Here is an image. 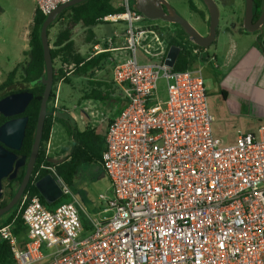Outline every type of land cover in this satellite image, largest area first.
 Segmentation results:
<instances>
[{
	"label": "built area",
	"instance_id": "2783aa9c",
	"mask_svg": "<svg viewBox=\"0 0 264 264\" xmlns=\"http://www.w3.org/2000/svg\"><path fill=\"white\" fill-rule=\"evenodd\" d=\"M34 1L48 16L69 0ZM129 1L124 13L107 18L127 24L129 53L113 70L125 105L108 126L101 159L111 195L100 200L109 216L86 212L85 234L74 199L51 210L25 192L0 238L10 243L15 264H264V126L234 143L216 137L201 70L177 71L165 59L140 63L145 31L135 23L145 17ZM104 52L95 47L91 58ZM45 147L34 183L48 172L73 197L51 163L50 139ZM19 216L24 244L12 233Z\"/></svg>",
	"mask_w": 264,
	"mask_h": 264
},
{
	"label": "crops",
	"instance_id": "0c3cea01",
	"mask_svg": "<svg viewBox=\"0 0 264 264\" xmlns=\"http://www.w3.org/2000/svg\"><path fill=\"white\" fill-rule=\"evenodd\" d=\"M33 2L35 4L34 14L32 15L33 19L29 21L28 26L22 34L24 41H29L27 40L29 36L28 33L31 32L29 29L34 23V15L37 6L34 0ZM189 2L193 3L200 11L204 12L201 7L203 4L200 0H189ZM2 12L3 10L0 7V13ZM207 14L208 13H205V19H203L200 15L199 16L204 21L206 20L208 22L209 15ZM152 21L153 23L151 25L157 27L158 30L152 29L145 31L143 39L146 40L147 35L156 37V41H158L160 45H163V47L160 52L155 54V56L158 57L159 60H166L169 50H166L167 47L165 42L172 38H176L179 41H187V38L181 37L182 35L178 33L177 27L174 24V26L170 27V25L158 23L162 20ZM111 23L116 22L107 21L105 24ZM101 25L103 24L92 27L94 37L90 41H92L93 44V41L98 43L97 45H94V48H100V41L102 40L110 41V44H105L106 46L103 50L106 52L104 53H109L110 59H117V63L126 59L129 55L128 51L125 49L127 31L126 25H122L123 27L121 28H115V30L112 31V34L111 29L109 31L100 29L102 31L98 34L96 30ZM242 28L244 27L242 26ZM82 31L84 32L87 30L82 29ZM234 31L237 33V39L216 41L218 38L217 34L212 47L203 49L194 46V50L200 48L201 52L196 55L201 56L200 60H202L205 67L209 68L211 72L210 75H212L213 79L219 84L216 90L219 103L216 111L214 110V113L211 112L215 118L213 130L216 137L227 143H234L241 133L256 134L258 130L264 126V27L261 32L251 33L253 34V37L245 35L243 31H241V26L238 24H235ZM73 41L75 42V46H77L75 37H73ZM78 52L81 53L80 50ZM121 56L122 59H120ZM90 58L91 57H88V59ZM192 70H201L203 74L202 68L197 67ZM92 89L94 88L84 89V99H78V97L70 96L68 101L64 100L63 103L59 102L60 106L57 111H60V113L64 115L63 121H65V124L56 123L52 129L50 137L51 163L54 166H58L71 159L74 139L68 133L67 127L77 128L82 133L86 131H93L97 136L105 139L110 122L119 116L125 105L124 100L122 99V90L116 84H113L112 86L110 85L109 87L103 86L98 88L104 91L109 90L110 96L106 101L87 99L86 95L89 94ZM103 102H108L109 105H106L107 107L105 106L104 108L108 110L109 113L107 114L110 116L106 113L103 116L98 115L97 109L101 106V104H104ZM231 133L236 134V137L228 141L222 138V136L229 135ZM88 164L92 167H84ZM93 166L94 168H97V172H99L100 175L104 174L106 176L104 182H106V185L108 186V192L101 195L110 196V180L102 166L101 160H96L79 166L77 175L71 184L72 187H69L66 184L73 196L69 202L74 199L77 206L82 210V221L85 228V234L90 231V221L86 212L92 216L102 219L109 216V214L103 213V210L105 209V203L103 201H101L102 203L100 206H92L91 211L87 207H84V193L82 190L84 184L82 183V176L84 175V169L88 170L89 168L90 170H93ZM73 187L75 189H73ZM78 195L80 197H78ZM62 197H69L70 199V196L64 195V193ZM60 200L61 198L57 202H60ZM54 204H49V206L53 208L51 205ZM17 238L21 243H25L23 239H20L19 237Z\"/></svg>",
	"mask_w": 264,
	"mask_h": 264
},
{
	"label": "trees",
	"instance_id": "16d2710c",
	"mask_svg": "<svg viewBox=\"0 0 264 264\" xmlns=\"http://www.w3.org/2000/svg\"><path fill=\"white\" fill-rule=\"evenodd\" d=\"M129 5L132 10H135V0H130ZM262 6L263 0H255L256 19L262 14ZM190 7L195 13H198L203 19H205V13L200 11L193 3H190ZM125 10V7H116V5L113 4V0H86L63 11L58 16L56 21L50 25L48 29L49 36L52 28L58 25L61 21L67 20V23L63 29L58 33L53 47H51L54 69L57 59L60 61L62 67H60L61 69L58 72H55L54 88L49 103L55 98V88L62 77H67L68 73L75 77H88L98 70V68L101 66V63L110 56L109 53H104L90 59L84 57L75 48V42L73 41L75 29L77 27L86 29L89 39L92 40L94 37L92 27L107 23L108 17L122 14L125 12ZM46 19L47 16H45L39 9H36L33 21L34 25L30 34V49L26 51V54L29 55V60L25 64L19 65V67L23 70L21 81L16 80L18 73V69L16 68L10 72L7 79L0 84V100L14 93L30 92L34 94V99L25 112V116L29 118V123L26 130L23 148L20 151V155L27 156L28 159L31 155L32 147L35 141L41 103L45 92V85L43 84L42 79L47 77V67L44 57L43 43L41 40V29ZM175 26L179 27L183 35L188 38V35L179 25ZM90 40L89 42H92ZM93 42L94 45L98 44L96 41ZM173 45L183 47V45L176 38H172L168 41L169 48ZM191 65L192 62L185 53V48H183L176 62L175 70H188L190 69ZM65 82L68 83L69 79L65 78ZM92 84L102 86V83L99 82H93ZM109 96V91L100 90L95 87L89 94L86 95V98L106 100ZM48 113L49 114L44 127L42 148L40 150L33 175L26 190V193H29L31 196H38L41 202L47 207H49V204L39 192L37 183L43 177L49 175V173L43 172L36 183H34V176L45 158V146L50 139L53 126L56 123L65 124V121H63L64 115L60 113V111H56V116H54L55 109L54 107H49V104ZM5 121L6 119L0 117V126ZM67 131L74 139L72 156L70 160L56 166V171L67 185H71L77 175L79 166L102 159L105 139L97 136L93 131H86L82 133L77 128L71 127H67ZM25 173L26 167L22 170L21 174L16 180H5L8 182L7 190L9 193V200L3 201L4 198L0 199V201H2L0 203V208L5 207L15 196L20 188ZM20 206L21 201L15 206L13 210L0 217V229L10 225L13 222L20 209ZM14 227H16V233L18 234V237L26 242L27 227L21 216L18 217ZM0 264H15L11 245L8 241L2 238H0Z\"/></svg>",
	"mask_w": 264,
	"mask_h": 264
},
{
	"label": "rangeland",
	"instance_id": "374dc122",
	"mask_svg": "<svg viewBox=\"0 0 264 264\" xmlns=\"http://www.w3.org/2000/svg\"><path fill=\"white\" fill-rule=\"evenodd\" d=\"M127 0H113V4L116 7H124L126 5ZM168 2L174 7L178 13L187 21H189L201 34L207 35L209 32V23L203 20L199 14H196L190 8L189 0H168ZM218 6L220 8V24L218 26V38L216 41H226L231 39H237V33L234 31L235 24L241 26V31L248 37H253V34L244 31L245 29L242 28V20L245 16V9H246V2L245 0H217ZM0 7L2 8L3 12L0 13V84L3 83L10 72L18 69L17 81H21V77L23 75L22 68L19 67L21 64H25L29 60V55L26 54V51L30 49L29 42H30V34L33 29L32 24L28 34L27 40L24 41L22 38V34L24 33L25 28L28 26L29 21L33 19L32 15L34 14L35 4L33 0H0ZM203 11L207 13L206 8L201 5ZM208 15V14H207ZM209 19V16H208ZM158 21V20H157ZM161 21V20H160ZM112 22V21H111ZM67 20L61 21L58 25L51 29L50 32V43L51 47H53L56 37L58 33L63 29ZM152 20L144 19L142 22L135 23L137 28H141L144 31L148 30H158L157 27L152 26ZM163 25H170V27L174 26L173 24H169L168 22H158ZM125 24L124 22L120 23H111V24H103L101 25L96 31L99 34L102 30L112 31L115 28H121ZM83 28L77 27L74 31L75 41L77 42V46L75 48L77 51L84 55V57H91L95 53L94 44L89 42V35L87 31H82ZM102 29V30H100ZM178 33H180L183 37V33L181 29L177 27ZM27 34V35H28ZM182 45L185 46V53L188 55L190 61L192 62L191 69L193 68H202L203 70V77L206 84L207 96H208V104L209 108L212 113L214 110L216 111L218 106L217 99V87L219 84L217 81L213 79V76L210 75L211 72L208 67L204 66L202 60H200L199 55L194 53V45L192 43L187 44L190 41H179ZM100 49L105 48V44H110V41H100ZM167 49L169 50L168 41L165 42ZM151 46L148 48V46ZM163 45H160L158 41H156V37L152 35H147L146 40H142L139 42V51L138 57L140 63H157L159 62V58L155 56L156 53L160 52ZM145 50H149L152 54L151 57L145 55ZM103 54V53H102ZM100 54V55H102ZM96 57V56H95ZM146 57V59H145ZM122 59V56L121 58ZM117 64V59H110V56L101 63V66L96 70L93 74L88 77H75L73 75H67V77H62L60 82H58L55 88V94L59 93L61 103L64 100L68 101L70 96L78 97V99H84V89L85 88H99V87H109L112 86L113 83V70L115 65ZM62 67L60 61L57 59L55 64V72H58ZM212 67V66H210ZM65 78L69 79V82H65ZM93 82L102 83V86L92 84ZM109 91V90H108ZM159 93L163 99H166V84L165 82L161 81L160 83V90ZM56 98V97H55ZM55 98L49 103V107H54L55 105ZM107 100V99H106ZM105 100V101H106ZM102 101V100H101ZM101 106L97 109L98 115L103 116L105 113H109L106 108V105H109L108 102H103ZM60 106V105H59ZM107 107V106H106ZM110 116L109 114H107ZM236 137V134H229L222 136V138L226 141L233 139ZM46 148V147H45ZM85 165L84 167H92ZM93 170L84 169V175L82 176V183L84 184L83 193H84V207H87L90 211L92 210V206H100L101 200L99 197L101 194L108 192V186L104 179L106 176L104 174L100 175L97 172V168H92ZM102 173V172H101ZM72 187L71 185H68ZM8 182L4 181V194H3V201L9 200V193H8ZM73 189H75L73 187ZM78 197H80L78 195ZM72 198L69 197H62L60 202L55 203L51 210L55 209L59 205L68 203ZM2 201H0L1 203ZM105 208V205H104ZM12 233L18 237L16 233V227L12 228ZM44 253L47 254L45 248H43Z\"/></svg>",
	"mask_w": 264,
	"mask_h": 264
},
{
	"label": "water",
	"instance_id": "95a60500",
	"mask_svg": "<svg viewBox=\"0 0 264 264\" xmlns=\"http://www.w3.org/2000/svg\"><path fill=\"white\" fill-rule=\"evenodd\" d=\"M84 1L86 0H69L67 3L60 5L47 16V19L42 26L41 40L43 43L44 57L47 67V77L42 79V82L45 85V92L41 103L35 141L29 159L27 156H20L18 154L23 148L29 118L23 116L12 119L0 126V199L3 198L4 194V181H13L17 179L20 170L26 167V173L19 190L5 207L0 208V217L13 210L21 201L33 175L40 153L45 122L49 114L48 104L52 96L55 76L48 29L63 11ZM200 1L209 15V32L207 35L201 34L189 21L184 19L178 11L172 7L168 0H135V10L141 13L146 19L162 20L170 24L179 25L188 35L187 41H190L194 46L208 49L213 46L217 37L221 13L216 0ZM245 2L246 9L243 21L244 29L248 33L263 31L264 0L262 14L256 22H254L255 0H245ZM181 51L182 47L177 45L171 46L165 63L174 67ZM33 99L34 94L30 92L11 94L0 100V114L5 117L23 115ZM37 188L48 204L56 203L63 196L62 188L52 175H47L38 181Z\"/></svg>",
	"mask_w": 264,
	"mask_h": 264
},
{
	"label": "flooded vegetation",
	"instance_id": "af4514ba",
	"mask_svg": "<svg viewBox=\"0 0 264 264\" xmlns=\"http://www.w3.org/2000/svg\"><path fill=\"white\" fill-rule=\"evenodd\" d=\"M216 2H217V0H216ZM255 11H256V8H255V10H254V13H255ZM261 16V15H260ZM260 18V17H259ZM259 18H254V22H256ZM243 21H244V18H243V20H242V26H243ZM258 33V32H257ZM190 42H187V44H189ZM182 48H185V46L183 45V47ZM23 116H25V113L23 114V115H20V116H13V117H5V116H3V115H1L0 114V117H3L4 119H6V121L4 122V123H6L7 121H9V120H12V119H16V118H20V117H23ZM3 123V124H4ZM2 124V125H3ZM1 125V126H2ZM43 142V141H42ZM41 148H42V144H41ZM41 150V149H40ZM18 154L20 155V152H18ZM20 156H22V155H20ZM25 168V167H24ZM24 168H22L21 170H20V172H19V175L21 174V172H22V170L24 169ZM47 176V175H46ZM19 177V176H18ZM44 178V177H43ZM16 180V179H15Z\"/></svg>",
	"mask_w": 264,
	"mask_h": 264
}]
</instances>
